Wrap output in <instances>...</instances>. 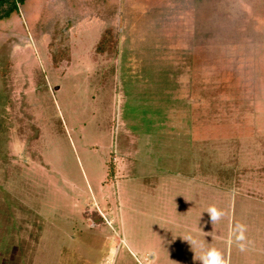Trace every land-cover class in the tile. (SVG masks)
I'll list each match as a JSON object with an SVG mask.
<instances>
[{
	"label": "rangeland",
	"instance_id": "1",
	"mask_svg": "<svg viewBox=\"0 0 264 264\" xmlns=\"http://www.w3.org/2000/svg\"><path fill=\"white\" fill-rule=\"evenodd\" d=\"M29 4L0 20V264H264V0Z\"/></svg>",
	"mask_w": 264,
	"mask_h": 264
},
{
	"label": "clouds",
	"instance_id": "2",
	"mask_svg": "<svg viewBox=\"0 0 264 264\" xmlns=\"http://www.w3.org/2000/svg\"><path fill=\"white\" fill-rule=\"evenodd\" d=\"M211 217V221H218L223 216V211L217 209L214 205H210L206 210ZM237 229L242 233L243 229L237 225ZM237 240H242L243 236L238 235ZM200 264H226V261L222 254L215 248H208L199 257Z\"/></svg>",
	"mask_w": 264,
	"mask_h": 264
},
{
	"label": "flooded vegetation",
	"instance_id": "3",
	"mask_svg": "<svg viewBox=\"0 0 264 264\" xmlns=\"http://www.w3.org/2000/svg\"><path fill=\"white\" fill-rule=\"evenodd\" d=\"M26 5L27 9L31 7V5L29 4V0H24L22 3H20L18 0H0V15H3L6 11L13 8V6L16 7L17 11L25 10Z\"/></svg>",
	"mask_w": 264,
	"mask_h": 264
},
{
	"label": "trees",
	"instance_id": "4",
	"mask_svg": "<svg viewBox=\"0 0 264 264\" xmlns=\"http://www.w3.org/2000/svg\"><path fill=\"white\" fill-rule=\"evenodd\" d=\"M20 3H22L24 0H18ZM17 10H16V7L13 6V8L9 9L8 11H6L3 15H0V19H7L9 18V16L12 14V13H16ZM51 48V47H50ZM63 50H60V49H57V52L56 54H53L52 56L54 57V62H57L58 59L60 60V53H62ZM59 62V61H58ZM57 65V64H56ZM111 167V166H110ZM110 172L108 173V176H112L113 172H112V167L109 168Z\"/></svg>",
	"mask_w": 264,
	"mask_h": 264
},
{
	"label": "crops",
	"instance_id": "5",
	"mask_svg": "<svg viewBox=\"0 0 264 264\" xmlns=\"http://www.w3.org/2000/svg\"><path fill=\"white\" fill-rule=\"evenodd\" d=\"M237 261V260H236Z\"/></svg>",
	"mask_w": 264,
	"mask_h": 264
}]
</instances>
